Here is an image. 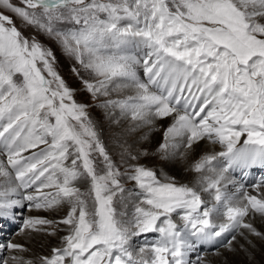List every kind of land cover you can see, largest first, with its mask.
Instances as JSON below:
<instances>
[{
	"label": "snow or ice",
	"instance_id": "1",
	"mask_svg": "<svg viewBox=\"0 0 264 264\" xmlns=\"http://www.w3.org/2000/svg\"><path fill=\"white\" fill-rule=\"evenodd\" d=\"M253 170L264 0H0V264H260Z\"/></svg>",
	"mask_w": 264,
	"mask_h": 264
},
{
	"label": "rangeland",
	"instance_id": "2",
	"mask_svg": "<svg viewBox=\"0 0 264 264\" xmlns=\"http://www.w3.org/2000/svg\"><path fill=\"white\" fill-rule=\"evenodd\" d=\"M53 49H54V51L57 55V58L59 60L58 71L65 78V80L68 82V84L71 87L78 88L79 87V81L77 80L76 76L73 74V71H72V66H73L74 62L69 60L65 56H63L60 53L59 48L55 47L54 45H53ZM84 95L85 94L80 93L77 98L83 99ZM184 177L185 176H183V177L181 176L182 179H184ZM182 182H184V180ZM244 264H246V263H244ZM263 264H264V261H263Z\"/></svg>",
	"mask_w": 264,
	"mask_h": 264
},
{
	"label": "bare ground",
	"instance_id": "3",
	"mask_svg": "<svg viewBox=\"0 0 264 264\" xmlns=\"http://www.w3.org/2000/svg\"><path fill=\"white\" fill-rule=\"evenodd\" d=\"M165 124L167 123V121L164 122ZM169 175L171 176H174L176 179H178L179 181H187L188 179H190V177L185 174L181 168V166L179 165H176L174 167H167L165 169ZM181 176H185L184 179L181 178ZM43 215H46L47 213H41ZM257 243V248H258V251L256 253V259L260 262V264H263V261H264V245H262L259 241H256ZM246 263V262H244Z\"/></svg>",
	"mask_w": 264,
	"mask_h": 264
}]
</instances>
